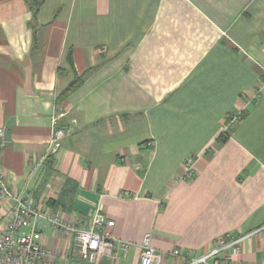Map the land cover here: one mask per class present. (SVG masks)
Returning a JSON list of instances; mask_svg holds the SVG:
<instances>
[{
    "label": "crops",
    "instance_id": "0c3cea01",
    "mask_svg": "<svg viewBox=\"0 0 264 264\" xmlns=\"http://www.w3.org/2000/svg\"><path fill=\"white\" fill-rule=\"evenodd\" d=\"M263 78L264 0H43L34 20L26 0H0L8 186L72 222L99 211L130 242L89 262L42 221L46 264H140L146 232L161 264L226 233L248 234L234 263L264 264V86L252 98ZM188 155L195 175L181 179ZM7 220L4 200L0 232Z\"/></svg>",
    "mask_w": 264,
    "mask_h": 264
},
{
    "label": "built area",
    "instance_id": "2783aa9c",
    "mask_svg": "<svg viewBox=\"0 0 264 264\" xmlns=\"http://www.w3.org/2000/svg\"><path fill=\"white\" fill-rule=\"evenodd\" d=\"M263 86L264 78L256 84L253 99L262 95ZM241 114L240 111L234 114L226 128L238 121ZM67 133L68 129L56 131L52 138L53 151L59 147L60 139ZM7 142L4 130L0 128V146ZM195 162L196 156L188 155L183 161V171L179 178L193 177ZM4 200L7 204L8 220L5 229L0 232V264H46L44 258L50 255V250L42 244V221L53 229L61 230L71 239L79 255L89 262H94L99 255L115 256L116 250L126 253L130 244L110 233L108 228L114 221L103 213L97 211L86 221L66 220L52 208H44L38 204L31 192L25 196L15 194L0 170V203ZM259 230L264 231V225ZM247 235L226 233L215 238L211 248L203 253L191 255L187 251L173 248L168 255L181 257V264H240L234 263L230 255L239 251L240 242ZM150 240L151 234L146 232L140 241V264H161L162 253L151 246Z\"/></svg>",
    "mask_w": 264,
    "mask_h": 264
},
{
    "label": "trees",
    "instance_id": "16d2710c",
    "mask_svg": "<svg viewBox=\"0 0 264 264\" xmlns=\"http://www.w3.org/2000/svg\"><path fill=\"white\" fill-rule=\"evenodd\" d=\"M43 0H26V2L28 3V7L29 9L32 11V19L34 20L35 16H36V11L39 7V5L42 3ZM30 27H32V34H33V43L34 45H36L37 43V33H36V28L33 26V24L30 22ZM71 61V60H70ZM89 72V70L84 71L82 74L75 76L69 83L68 85L62 89L58 96H57V100L61 101L63 100L65 97H67L70 93H72L83 81L84 77L87 75V73ZM229 120V119H228ZM227 120V121H228ZM230 127V126H229ZM221 137H219L218 139L220 140V142H223L226 140V138L228 137L227 133H223L220 135ZM49 203L51 205H57L59 202L57 199H51L49 200Z\"/></svg>",
    "mask_w": 264,
    "mask_h": 264
}]
</instances>
